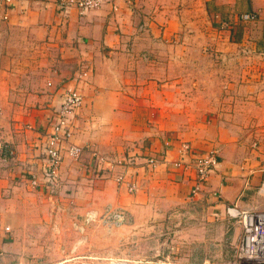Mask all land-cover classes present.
<instances>
[{
  "label": "rangeland",
  "instance_id": "obj_1",
  "mask_svg": "<svg viewBox=\"0 0 264 264\" xmlns=\"http://www.w3.org/2000/svg\"><path fill=\"white\" fill-rule=\"evenodd\" d=\"M40 1L15 0L23 6L17 17L30 22L33 11H28V6L37 7ZM108 1L105 6L113 2ZM133 5L130 2L128 9ZM152 5L153 30L160 32L161 38L179 39L156 47L159 57H153L155 61L150 58L152 63L157 65L159 60L166 66V76L161 80L168 83L163 94L171 104L146 101L155 95L149 87L154 78L146 64L148 42H139V51L134 53L130 34L118 27L111 31L124 39L116 44L134 54L123 58L121 95L111 84L112 74L105 69L99 72L97 66L100 58L107 59L102 51L117 46L111 45L112 40L100 43L93 39V44L88 42L87 48H80L75 39L49 41L47 33L39 41L30 25H23V29H3L6 24L0 25V105L7 109V127L12 133L22 132L27 154L30 149L34 154L31 168L23 173L26 183H14L8 187L9 196L0 198V226L5 228L4 241L9 246L0 264H259L237 258L240 239L235 233L204 225L203 205H183L172 216L161 214L140 221L124 214L126 220L116 222L104 217V212L107 208L121 211L106 204L102 196H94L122 166L142 156L154 138L163 142L180 134L188 139L201 132L211 140L221 136L244 144L250 147L254 161L260 159L252 150L264 144V137H259L264 134V56L253 51L242 58L238 54L227 57L232 51L223 48L228 38L220 20L225 18L215 17L217 10L208 1L157 0ZM71 9L79 17L89 13L81 15L75 7L58 13L65 16ZM253 22H245L241 31V25L233 29L232 39L247 31L262 48V27ZM138 27L140 33L152 30ZM58 28L56 34H62ZM17 36L23 44L18 49L14 44ZM85 50L89 55L84 56ZM177 80H183V91L172 88ZM7 84L12 86L6 88ZM241 85L248 91L241 92ZM71 86L84 97L75 120V138L85 147L83 157L79 163L63 162L56 175L44 177L33 187L29 185L33 176L44 173L40 125L47 124L46 118L58 106L59 94ZM242 97L252 102L258 97L263 100L261 106L247 105L241 103ZM203 98L215 99L214 104L208 105ZM94 153L119 164L107 169L97 164ZM256 166L254 163L253 169ZM258 189L255 196L264 199V191Z\"/></svg>",
  "mask_w": 264,
  "mask_h": 264
},
{
  "label": "crops",
  "instance_id": "obj_2",
  "mask_svg": "<svg viewBox=\"0 0 264 264\" xmlns=\"http://www.w3.org/2000/svg\"><path fill=\"white\" fill-rule=\"evenodd\" d=\"M154 1L155 0H113V2L111 1L112 3L110 6L104 5L102 9L90 11L86 16L79 17L76 10L74 11L72 9L69 10L65 16L61 15L56 9V3L54 0H43L40 1V4L37 7L32 5L30 7L28 6V11H33L29 16V20L31 21L28 22L26 18H23L21 21V17H17V11L21 12L20 10L23 9V6L21 7L20 4L16 3L14 0L12 1L14 7L9 10V18L7 20L2 18L0 12V25L2 27L4 23L6 24L2 27L3 29H12L17 26H20L19 29H23V25H30L33 27L35 33L33 36H36L39 41H42V38L47 33V35H49V41L56 40L66 43L71 39H75L76 42H79L80 48L86 46V43L88 44V42L93 44V39L99 40L100 43H109L112 40L111 45L117 46H113L111 51H102L103 57L107 59L104 60L103 58H100L97 66L99 72H102L103 69H105L112 74L111 84L114 89L116 88L115 90L118 91L117 93L121 95L122 93L119 91L122 87L120 81L125 71L123 68V58L127 56L134 57V54L124 52L125 49H121L120 45L116 44L120 39H124L122 35H119L118 33L115 34L114 31H111L115 27H118L121 32H127L130 34L128 39L133 41L131 51L134 53L139 51L136 47L139 42H148V50L145 55H147L149 59L146 64H149L147 65V68L153 73L154 78L149 81V87L151 95H155L148 96L146 101L156 105L159 103L171 104L172 100H168L167 96L163 94L168 83L161 80L166 76V66L159 60L156 65L152 63L150 58L155 61L153 57H159L156 55V47H166L167 45L165 42L174 39L175 42H179V39L172 38V36L169 38L164 35L161 38L160 32H155L153 30V26L156 24L150 13L151 8L153 7L152 4L156 3L157 0ZM173 1L179 3L181 0ZM187 1L193 3L208 1L210 2V6H212L214 10H217V13L214 16L218 19L225 18L220 20V24L221 27L224 28L225 32L223 33H225V36L228 38V45H223V48L228 47L227 49L232 51V54H226L227 57L232 58V56L238 54V56L242 58L246 56V53L252 54L253 51L259 53L260 56H264V43H262V48L258 47V45H260L258 42L259 40H251L247 31H243V35L239 32L238 39H232V30H237L241 25L239 28L241 31V28L244 27L243 25L245 22L240 19V16L244 13H254L257 16V19L253 23L262 27L263 31L260 36L262 37L264 35V0ZM130 2H134V5L128 9ZM113 5L117 6V11L113 12ZM28 11L24 12L28 14ZM33 14L35 16H33ZM67 15L68 17H66ZM26 22H28V24ZM246 24L251 23L248 22ZM138 26H142L143 29H145V27L146 29L151 27L150 30H152L151 32L140 33L138 31ZM57 28L60 31H63L62 34H56ZM175 37H177V35ZM6 40H8V38H6ZM14 44H16L15 47L17 49L23 47L22 39L18 36L16 37ZM231 46L235 48H232ZM82 53L84 56L87 54L89 55L88 52L86 54V50ZM160 55V57L163 56V54ZM97 78V81L100 83V75ZM196 83H194V86L200 88ZM2 85L3 84H0V86ZM6 86V88H8L12 85L7 84ZM229 86L231 87L232 85ZM262 86L264 87V85ZM67 88L72 89L74 86L66 87L65 89ZM172 88L183 91V80H177ZM246 88L244 85H241V92L244 89V91H248ZM65 89H63L62 92ZM99 89L100 88L97 90L99 91ZM59 95L61 96V94ZM4 98L6 99L7 97L4 96ZM204 99L206 98H203V101L208 103V105L214 104L213 100L215 99ZM177 100L182 99L178 97ZM262 100L263 99L258 97L257 101L252 102L249 98L244 99L242 97L241 103L243 101L247 105L254 104L255 106H261L260 103ZM59 102L60 99L58 100V103ZM6 118L7 109L3 110V119L0 123V139L10 143L15 148L16 155L13 160L0 163V198L1 196H9L8 193L10 190L8 187H12L14 183L16 185L20 184L21 181V184L26 183L23 173L31 168L32 165L30 166V164L34 161V154L31 151L32 149H30L29 154H27L28 145H25L23 134H21L22 132L19 134L13 132V134L11 129L7 127ZM46 125L47 124L45 123L42 126L40 125L41 131L45 129ZM81 128L80 132L84 134V128L82 126ZM161 135L162 137L164 136L163 134ZM183 137L180 134H175L164 139L163 142L159 138L150 139L146 148H144L143 155L136 157V165L122 168L119 172L117 171L113 177H111L112 180L103 182L102 186L96 189L94 196H102V199H104L106 204L117 208L123 212L127 218L135 221H140V219L151 218L161 214L171 215L172 213H176V209L183 205H203V214L206 218L204 225L207 227L212 226L220 228L222 232H233L236 235V239H240L242 235V227L237 219L231 218L227 214V208L235 207L242 211L264 209V199L261 198V196H255L256 187L259 188L258 192H260L264 185V144L261 143L260 146L256 147V150H252V153H255L256 156L260 157V159H255L254 161L252 157L253 155H250V147L237 143L235 140H225V138L221 136H219L218 139L215 138L214 140H211L208 137H204L201 132L196 137L188 139L187 136ZM259 137L263 139L264 134H260ZM222 138L223 140L221 141ZM178 141L188 142L192 150L199 154H204L210 151L212 152V150L218 151L219 164L216 171L212 174L210 182L195 196L191 193L192 188L194 187V171L192 169L172 174L169 173L166 164H162L156 171H152L145 164V157L149 153L157 155L160 153H168L170 159L176 160L180 158L178 145L176 144ZM263 141L264 139L262 142ZM13 142L16 143V146H14L15 144H13ZM76 142L78 141L76 140ZM166 142L175 143L171 146H166ZM221 144H223V146H219ZM184 160L188 164L191 163L190 158H185ZM70 161L71 160L67 158L64 160V163H70ZM254 163L257 164L256 170L253 169ZM121 173L126 175L127 180L132 179L136 182L137 190L135 192L130 193L125 185L117 183L116 176ZM41 175L42 176L38 177L39 182L44 181L43 173ZM30 183L31 184L29 185H32L31 180ZM40 186H42L41 183ZM4 236L5 228L0 226V263L6 256L5 252L9 249L8 244L4 241Z\"/></svg>",
  "mask_w": 264,
  "mask_h": 264
},
{
  "label": "built area",
  "instance_id": "obj_3",
  "mask_svg": "<svg viewBox=\"0 0 264 264\" xmlns=\"http://www.w3.org/2000/svg\"><path fill=\"white\" fill-rule=\"evenodd\" d=\"M13 0H0V12L2 18H9V10L13 9ZM57 11L66 9L67 7H75L81 15L87 14L90 11L102 8L108 0H55ZM117 11V6H113ZM244 22H253L257 19L254 13H244L240 16ZM143 29V27H142ZM83 94L76 88L65 89L60 96V102L54 112L48 116L47 125L41 131L42 139L40 147L44 156L43 176L48 178L57 174L60 166L65 159L72 162H81L84 154V146L78 144L75 140L76 134V116L83 107ZM3 119V110L0 106V123ZM175 142H166V146H171ZM178 151L180 158L170 159L168 153L152 154L149 153L145 157V164L152 170L156 171L162 164L168 166L169 173L176 174L179 171H194V187L192 195L202 191V188L210 182L212 174L216 171L219 164L218 151L212 150L204 154L196 153L192 150L190 144L184 141H178ZM15 148L8 142L0 139V163L9 162L15 158ZM97 164L107 169H112L114 163L105 160L102 156L96 155ZM190 158L191 163H187L184 159ZM136 160H130L122 166H135ZM118 166V165H117ZM92 169V168H91ZM35 186L39 182L36 176L31 179ZM118 184H123L127 187L128 192L133 193L137 190V184L134 180H127L124 173L116 176ZM264 191V185L262 186ZM106 218L116 222L126 220L124 213L107 208L104 212ZM227 214L234 219H237L242 227V235L237 249V258L249 262L264 264V209L242 211L235 207L227 208Z\"/></svg>",
  "mask_w": 264,
  "mask_h": 264
}]
</instances>
